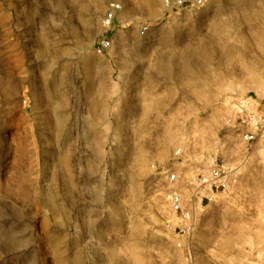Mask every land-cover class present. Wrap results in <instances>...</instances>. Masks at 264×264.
Listing matches in <instances>:
<instances>
[{"label":"rangeland","instance_id":"obj_1","mask_svg":"<svg viewBox=\"0 0 264 264\" xmlns=\"http://www.w3.org/2000/svg\"><path fill=\"white\" fill-rule=\"evenodd\" d=\"M161 4L0 0V264L262 262L264 0ZM250 117L263 129L247 151ZM221 161L239 188L186 240L165 195L189 201ZM218 219L255 226L226 243Z\"/></svg>","mask_w":264,"mask_h":264},{"label":"built area","instance_id":"obj_2","mask_svg":"<svg viewBox=\"0 0 264 264\" xmlns=\"http://www.w3.org/2000/svg\"><path fill=\"white\" fill-rule=\"evenodd\" d=\"M166 10L171 12V9L193 11L200 7L202 0H162ZM124 7L121 3H113L105 14L103 25L110 29L114 26L117 19L122 15ZM148 26L141 28V34L145 35L148 31ZM112 49V41L110 38L102 39L95 48L99 55H104ZM249 129L241 134L242 144L248 151L252 148L257 139V132L263 129V122L260 119L250 117L246 120ZM171 182H175L176 175H171ZM192 185L195 188L194 193L190 196L189 201H185L182 193L177 189L169 190L166 195V201L171 207V211L179 220V224L175 228L179 231L181 237L189 240L197 230L198 222L194 218V207L196 203H200L203 207L209 201L211 196L220 195L237 188L240 184V175L237 167L227 163L226 161L216 162L208 171L197 174L192 179ZM182 247V244H179Z\"/></svg>","mask_w":264,"mask_h":264},{"label":"crops","instance_id":"obj_3","mask_svg":"<svg viewBox=\"0 0 264 264\" xmlns=\"http://www.w3.org/2000/svg\"><path fill=\"white\" fill-rule=\"evenodd\" d=\"M162 8L166 10L165 5L163 4L162 1ZM240 185V184H239ZM239 186L237 188H235L232 191L229 192H225L223 194L220 195H215V196H211L210 194L208 195L210 198V201L206 204L205 206V218L199 220L198 222V226L201 227V230L203 231H207L206 228L210 227L211 224L213 223V219H209L208 216L214 212H219L221 210H223L225 208V199L228 198L229 196L233 195L237 190H238ZM203 208V207H202ZM204 211V210H203ZM215 226L217 227H221L222 228V233H224V235H226L225 237V242L226 243H238L239 241L242 240L243 237H245L247 234H249L251 232V229L247 228V227H252L255 226L244 223V224H240V222L234 221L232 219H229L228 221L226 220H222V219H218L215 222ZM249 223V222H248ZM264 226V224H262ZM254 232V231H252ZM248 237V235H247ZM254 237L257 239V241L260 239V242L264 243V234L263 235H254ZM242 242H247L242 240ZM256 242V240H255ZM264 249V247H263ZM250 264H264V251H263V260L262 262H253Z\"/></svg>","mask_w":264,"mask_h":264}]
</instances>
